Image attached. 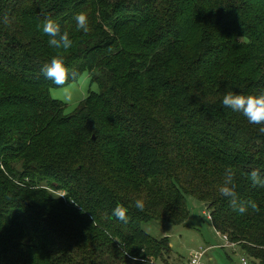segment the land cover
Segmentation results:
<instances>
[{"label": "trees", "instance_id": "16d2710c", "mask_svg": "<svg viewBox=\"0 0 264 264\" xmlns=\"http://www.w3.org/2000/svg\"><path fill=\"white\" fill-rule=\"evenodd\" d=\"M5 13L0 264H170V237L143 224L186 225L190 196L264 264V189L248 178L264 172V135L222 105L228 91L264 90V0H0ZM48 17L73 39L66 64L101 89L69 114L40 71L56 54L38 27ZM227 167L259 213L238 215L220 196Z\"/></svg>", "mask_w": 264, "mask_h": 264}, {"label": "clouds", "instance_id": "9594fccd", "mask_svg": "<svg viewBox=\"0 0 264 264\" xmlns=\"http://www.w3.org/2000/svg\"><path fill=\"white\" fill-rule=\"evenodd\" d=\"M73 19L78 32L87 34L90 31L89 17L86 13L78 12ZM0 22H8L7 13L0 18ZM38 27L39 31L48 37L49 47L56 50V54L41 66V74L46 79L51 80L57 89L61 90L62 99L65 103L70 102L73 98V92L69 84L71 81L78 82L82 78V74L76 68L66 64L63 55L72 49L73 39L69 32L63 31L60 24L51 17L44 19ZM222 105L234 113L243 115L249 124L259 126V133L264 135V90L249 95L228 91L223 96ZM235 176L236 174L231 167L224 170L223 181L217 189L220 196L228 200L229 207L238 215L243 216L250 212L259 213L260 206L255 200L243 199L238 195ZM248 178L252 187L264 189V172L260 169H252L248 173ZM134 206L139 211H144L145 201L142 198L136 199ZM127 213L128 209L122 204H117L112 210V215L125 224L130 219Z\"/></svg>", "mask_w": 264, "mask_h": 264}, {"label": "rangeland", "instance_id": "374dc122", "mask_svg": "<svg viewBox=\"0 0 264 264\" xmlns=\"http://www.w3.org/2000/svg\"><path fill=\"white\" fill-rule=\"evenodd\" d=\"M69 87L73 98L67 103L62 99L61 90L51 89L52 97L66 104V114L72 113L91 92L101 91L99 85L92 82L89 72L84 73L80 81ZM188 203L192 212L186 225H173L164 221L143 224V229L156 238L170 237L173 246L170 264H190L192 255L202 248L207 249L203 264H244L243 258L252 264L251 257L240 246L223 247L225 241L209 219L208 212L211 214V210L207 209L204 202L190 196Z\"/></svg>", "mask_w": 264, "mask_h": 264}, {"label": "built area", "instance_id": "2783aa9c", "mask_svg": "<svg viewBox=\"0 0 264 264\" xmlns=\"http://www.w3.org/2000/svg\"><path fill=\"white\" fill-rule=\"evenodd\" d=\"M208 216H209V219H212L211 217V214L208 212ZM219 235L224 239L225 241V244L223 245V247H233V246H237L236 243L232 242L229 238L228 235L226 234H222V233H219ZM217 247V246H215ZM207 253V249H201L200 251H196L193 255H192V258H191V262L190 264H203V259L205 257ZM243 263L244 264H249L248 261L246 259L243 258Z\"/></svg>", "mask_w": 264, "mask_h": 264}, {"label": "crops", "instance_id": "0c3cea01", "mask_svg": "<svg viewBox=\"0 0 264 264\" xmlns=\"http://www.w3.org/2000/svg\"><path fill=\"white\" fill-rule=\"evenodd\" d=\"M210 250H212V249H210ZM212 259V258H211Z\"/></svg>", "mask_w": 264, "mask_h": 264}, {"label": "water", "instance_id": "95a60500", "mask_svg": "<svg viewBox=\"0 0 264 264\" xmlns=\"http://www.w3.org/2000/svg\"><path fill=\"white\" fill-rule=\"evenodd\" d=\"M94 138H95V136H94Z\"/></svg>", "mask_w": 264, "mask_h": 264}]
</instances>
